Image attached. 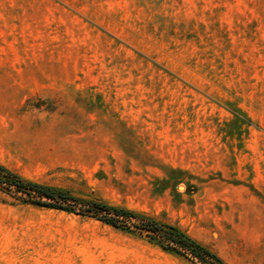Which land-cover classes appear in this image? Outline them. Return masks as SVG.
I'll use <instances>...</instances> for the list:
<instances>
[{
  "label": "rangeland",
  "instance_id": "rangeland-1",
  "mask_svg": "<svg viewBox=\"0 0 264 264\" xmlns=\"http://www.w3.org/2000/svg\"><path fill=\"white\" fill-rule=\"evenodd\" d=\"M0 164L78 199L0 181V264H264V0H0Z\"/></svg>",
  "mask_w": 264,
  "mask_h": 264
},
{
  "label": "trees",
  "instance_id": "trees-1",
  "mask_svg": "<svg viewBox=\"0 0 264 264\" xmlns=\"http://www.w3.org/2000/svg\"><path fill=\"white\" fill-rule=\"evenodd\" d=\"M0 181L11 186H15L17 189L24 190L28 194H33V192H36L40 197L33 200V202L42 206L72 211L73 207L70 204H66V202L71 200L78 201L77 198L63 190L55 189L28 180L10 171L2 164H0ZM43 197H47L49 200H43ZM97 206L100 209H107L109 212H113L118 215H124L127 217H140L138 214H135L134 212L127 209L106 204H97ZM104 219L107 222H113L112 217H105ZM143 228L154 231L157 234H161L163 239L169 244L165 247L169 249H173L177 252H180L181 248L186 249L190 251L195 257L199 258L203 264H224L223 260L216 253L212 252L199 241L180 230L176 225L160 224L158 222L148 220V222L143 224Z\"/></svg>",
  "mask_w": 264,
  "mask_h": 264
}]
</instances>
